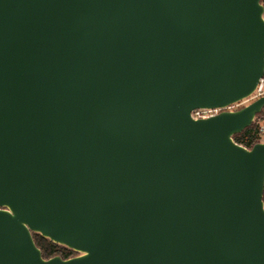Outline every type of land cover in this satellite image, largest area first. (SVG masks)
Instances as JSON below:
<instances>
[{
  "label": "water",
  "instance_id": "obj_1",
  "mask_svg": "<svg viewBox=\"0 0 264 264\" xmlns=\"http://www.w3.org/2000/svg\"><path fill=\"white\" fill-rule=\"evenodd\" d=\"M262 76L261 0H0V264H264Z\"/></svg>",
  "mask_w": 264,
  "mask_h": 264
},
{
  "label": "trees",
  "instance_id": "obj_2",
  "mask_svg": "<svg viewBox=\"0 0 264 264\" xmlns=\"http://www.w3.org/2000/svg\"><path fill=\"white\" fill-rule=\"evenodd\" d=\"M261 1L264 5V0ZM257 117L264 118V109L257 115ZM234 139L242 145L252 147L256 142L261 140V135L257 132L256 124L253 122L251 126L244 129L241 133L234 135ZM33 237L35 243L41 249L44 258H49L54 255L68 258L77 254L76 251L67 248L66 246L54 243L38 233H33Z\"/></svg>",
  "mask_w": 264,
  "mask_h": 264
},
{
  "label": "built area",
  "instance_id": "obj_3",
  "mask_svg": "<svg viewBox=\"0 0 264 264\" xmlns=\"http://www.w3.org/2000/svg\"><path fill=\"white\" fill-rule=\"evenodd\" d=\"M264 95V76H262L254 89V91L245 99L240 100L238 102L229 104L223 108H215V109H196L192 112L193 117L195 118H201V117H209L211 115H214L221 110H235L239 108L242 105H245L261 96ZM254 123L256 124L257 127V132L260 135L264 134V118L257 117L254 119ZM263 199H264V192H263Z\"/></svg>",
  "mask_w": 264,
  "mask_h": 264
},
{
  "label": "rangeland",
  "instance_id": "obj_4",
  "mask_svg": "<svg viewBox=\"0 0 264 264\" xmlns=\"http://www.w3.org/2000/svg\"><path fill=\"white\" fill-rule=\"evenodd\" d=\"M261 140L264 141V134L261 135ZM75 256V255H74Z\"/></svg>",
  "mask_w": 264,
  "mask_h": 264
},
{
  "label": "flooded vegetation",
  "instance_id": "obj_5",
  "mask_svg": "<svg viewBox=\"0 0 264 264\" xmlns=\"http://www.w3.org/2000/svg\"><path fill=\"white\" fill-rule=\"evenodd\" d=\"M78 254V253H77ZM77 254H75V255H77Z\"/></svg>",
  "mask_w": 264,
  "mask_h": 264
}]
</instances>
